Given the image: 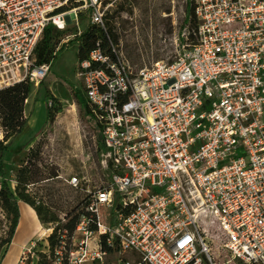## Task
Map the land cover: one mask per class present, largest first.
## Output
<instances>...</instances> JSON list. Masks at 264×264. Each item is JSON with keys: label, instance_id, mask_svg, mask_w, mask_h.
Wrapping results in <instances>:
<instances>
[{"label": "built area", "instance_id": "obj_1", "mask_svg": "<svg viewBox=\"0 0 264 264\" xmlns=\"http://www.w3.org/2000/svg\"><path fill=\"white\" fill-rule=\"evenodd\" d=\"M73 1L0 0V89L48 76L35 48L47 26L76 23ZM81 1L93 35L75 73L109 175L67 180L83 210L71 233L50 223L40 252L50 264H264V0H190L176 58L139 69L111 40L102 0ZM38 241L17 264L38 261Z\"/></svg>", "mask_w": 264, "mask_h": 264}, {"label": "rangeland", "instance_id": "obj_2", "mask_svg": "<svg viewBox=\"0 0 264 264\" xmlns=\"http://www.w3.org/2000/svg\"><path fill=\"white\" fill-rule=\"evenodd\" d=\"M189 0H102L106 29L111 40L118 45L135 69L149 68L156 62L171 63L180 52L179 41L187 36L189 24L185 23V5ZM73 1L67 11L75 9L76 23L69 19L64 31L55 29L52 50L56 59L48 76L31 92L24 106L27 123L6 150L0 163L3 181L13 193L20 212L29 208L39 221L37 254L44 246L45 230L50 227L43 217L55 216L60 227L66 229L72 217L83 210L85 193L67 184L70 177L84 179V186L104 185L109 172L102 166V145L97 142L95 129L80 110L72 96L79 90L75 73L78 49L92 41V32L84 40L81 33L90 32L89 2ZM76 39V40H75ZM74 40L73 42H70ZM66 41V42H63ZM50 116H53L50 119ZM94 119V118H93ZM26 169L30 183L25 194L39 202L42 213L16 195V175ZM69 215V217H66ZM46 218V219H47ZM9 219L0 216V257L6 251L5 243ZM36 258V257H35ZM32 264H37L36 259ZM221 261L227 260L222 255Z\"/></svg>", "mask_w": 264, "mask_h": 264}, {"label": "trees", "instance_id": "obj_3", "mask_svg": "<svg viewBox=\"0 0 264 264\" xmlns=\"http://www.w3.org/2000/svg\"><path fill=\"white\" fill-rule=\"evenodd\" d=\"M185 23L189 24V30L194 27L193 19V4L189 0L185 5ZM108 34L111 35L109 30ZM55 36V28L53 26H47L44 29L43 36L38 42L35 48V60L37 65H42L45 63L53 62L56 59V54L52 50V40ZM84 40L89 37V34L83 33ZM76 40V39H75ZM74 40L70 41L73 42ZM91 48V44L84 45L78 49L77 59L82 60L84 58L85 50L88 51ZM61 48L59 49V51ZM130 62V61H129ZM31 92V84L27 81L15 83L11 86L0 89V127L3 131V138L0 141V163L3 160L4 154L11 142L20 135L27 123V119L24 117V106ZM72 96L75 99L78 107L87 116L88 121H90L92 127L94 126V119L90 114V109L84 99V96L79 90H72ZM53 116H50L52 119ZM97 136V142L102 145V139L100 135V130L97 128L94 130ZM16 195L24 203L32 206L35 212L40 215L42 213L39 207V202L32 201L27 194H25V188L30 183L28 177L26 176V169H21L16 175ZM0 206L6 214V218L9 219V229L6 237V244H10L15 233V229L19 222V206L15 200L14 195L9 191L6 184L3 185L0 191ZM69 217V215H66ZM79 217V213L72 217L67 225L64 227L71 233L75 227L76 221ZM46 215L43 217L46 223H55L57 218L55 216H50L46 219ZM49 244L53 245L52 237L48 239ZM37 264H50L46 259V256L42 253L38 254Z\"/></svg>", "mask_w": 264, "mask_h": 264}, {"label": "crops", "instance_id": "obj_4", "mask_svg": "<svg viewBox=\"0 0 264 264\" xmlns=\"http://www.w3.org/2000/svg\"><path fill=\"white\" fill-rule=\"evenodd\" d=\"M23 212L25 215H22L19 208L20 218L18 225L11 243L0 257V264H17L20 250L24 247H29L39 235V221L36 219L35 213L29 208H24ZM44 242L46 243L45 240Z\"/></svg>", "mask_w": 264, "mask_h": 264}, {"label": "bare ground", "instance_id": "obj_5", "mask_svg": "<svg viewBox=\"0 0 264 264\" xmlns=\"http://www.w3.org/2000/svg\"><path fill=\"white\" fill-rule=\"evenodd\" d=\"M72 13H73V12H71L70 14L72 15ZM61 25H62V24H60V27H62ZM45 231L47 232V229H46Z\"/></svg>", "mask_w": 264, "mask_h": 264}]
</instances>
